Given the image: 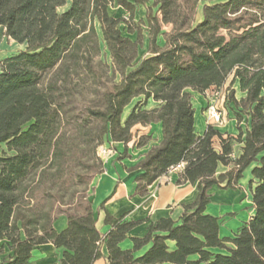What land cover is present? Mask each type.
I'll list each match as a JSON object with an SVG mask.
<instances>
[{"label": "trees", "instance_id": "1", "mask_svg": "<svg viewBox=\"0 0 264 264\" xmlns=\"http://www.w3.org/2000/svg\"><path fill=\"white\" fill-rule=\"evenodd\" d=\"M205 1L0 0V28L26 45L0 62V241L13 253L0 264H26L35 247L49 242L60 249L59 264H94L103 246L108 264H264V0ZM149 2L143 31L133 22ZM112 5L128 18L111 15ZM122 23L134 40L123 35ZM101 41L110 64L99 58ZM230 77L227 102L246 131L224 136L209 124L198 134L188 90L206 94ZM235 83L245 93L240 99ZM150 99L157 103L151 108ZM156 122L160 143L131 168L140 172L136 193L183 165L181 179L198 182L197 199L180 222L145 220L142 236L130 232L143 221L106 213L111 229L104 235L88 192L105 171L98 147L127 145L136 125ZM220 165L228 169L219 173ZM250 166L255 213L234 237L222 238L219 217L205 212L209 190L237 189ZM60 215L67 226L58 232ZM127 238L132 249L121 247Z\"/></svg>", "mask_w": 264, "mask_h": 264}, {"label": "crops", "instance_id": "2", "mask_svg": "<svg viewBox=\"0 0 264 264\" xmlns=\"http://www.w3.org/2000/svg\"><path fill=\"white\" fill-rule=\"evenodd\" d=\"M200 17V16H199ZM201 18V17H200ZM5 32L4 28H0ZM24 45V44H22ZM232 77L227 83H230ZM227 83L225 86H227ZM237 88L240 95L238 99L245 96L240 91L238 83L233 85ZM192 96V104L195 109V129L198 134H203L207 127L206 107L210 101L208 91L206 94L188 90ZM236 95V93H235ZM137 98L128 105L123 113V120L126 119L132 110ZM157 103L150 99L148 107H154ZM227 118L223 117V122L216 125L224 136L237 137L240 128L245 132L247 122L244 120L237 123L232 111L225 112ZM133 138L127 144H113L116 153L105 163V171L94 177L90 189L89 200L92 202L97 228L102 234L108 233L111 225L105 223L106 213L114 217H122L133 221H157L162 218H172L180 222L185 213V206L193 204L198 196V182H190L181 179V169H171L167 174L158 178L148 186L146 194L136 193V176L140 173L138 170L131 171L140 160H142L150 148L160 143L162 139V124L160 122L152 123L147 126L136 125L133 130ZM141 136H148L149 139L141 145H137ZM4 145L0 146V151ZM241 143L235 145L236 153L241 152ZM250 166L239 182L237 189H222L217 186L209 190L210 203L206 207V213L219 217L220 236L222 238H232L239 229L250 220L255 213L253 196L249 188V181L252 178ZM228 167L220 165L218 172H225ZM103 205V207H101ZM58 232L64 230L67 226V218L60 215L54 223ZM147 223H141L134 227L130 236H142L146 231ZM22 237L24 235L22 234ZM150 245L139 250L136 254L140 255L148 249ZM170 249L175 248V243L169 242ZM233 247V244L228 243ZM124 249H132L133 242L127 238L121 242ZM213 253H227L224 249L211 248ZM12 251L6 240L0 241V263L8 260L12 256ZM60 249H57L51 242L42 244L32 250L31 258L26 264H59ZM191 260H197L198 256L190 257ZM94 264H108L106 259V248L103 246V256L95 261Z\"/></svg>", "mask_w": 264, "mask_h": 264}, {"label": "rangeland", "instance_id": "3", "mask_svg": "<svg viewBox=\"0 0 264 264\" xmlns=\"http://www.w3.org/2000/svg\"><path fill=\"white\" fill-rule=\"evenodd\" d=\"M222 1H226V0H206L205 2L207 3H216V2H222ZM205 2L200 3L199 5V15L202 18V13H201V9L202 6ZM150 4L147 3L146 5H141L138 7L136 14H135V18H134V22H133V26L136 28H142L143 31H145L147 29L146 26V14H147V6ZM68 8V5L61 7L59 10L62 12L64 10H66ZM109 12L111 15L115 16L116 18H128L127 14L124 12L123 9H121L120 7L116 6V5H112L109 8ZM141 21H143L144 24L141 23ZM95 27L98 33L99 38H102V33H101V29H100V24L95 21ZM120 29L122 30L123 35H127L130 38H132L133 40L136 38V33H129L127 31V27L125 23H122L120 25ZM171 29V26L169 25H165L163 26V30L164 31H169ZM147 36L146 34H144V42H143V46L140 48L139 54L142 56L146 53V47H147ZM26 45H22L19 44L17 42H15L13 39H9L5 33L0 31V62L5 59L6 57L17 53L18 51L25 49ZM100 48H101V53L99 58L102 59L105 63L110 64L111 63V58H110V53L108 51V49L106 48L105 44L103 41L100 42ZM229 82L227 83V86H224L222 88H220L221 91V95L218 98L219 101V107L221 109H223V113H222V117L227 118V115L224 113L225 111H231V105L227 102V95L229 93ZM235 92H236V96H239L240 93L238 91V89L234 88ZM209 96L211 97V91L209 92ZM89 192V191H88Z\"/></svg>", "mask_w": 264, "mask_h": 264}, {"label": "built area", "instance_id": "4", "mask_svg": "<svg viewBox=\"0 0 264 264\" xmlns=\"http://www.w3.org/2000/svg\"><path fill=\"white\" fill-rule=\"evenodd\" d=\"M220 95H221L220 89L217 88L212 89L210 101L206 107L207 122L208 124H211L213 126L220 125L223 122V117H222L223 109L219 107V101H218ZM115 153L116 150L107 143L101 144L98 147V156L104 161V163H106ZM175 168H183V165H178Z\"/></svg>", "mask_w": 264, "mask_h": 264}]
</instances>
